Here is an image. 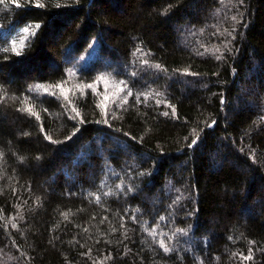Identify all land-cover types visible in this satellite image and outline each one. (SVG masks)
<instances>
[{
    "label": "trees",
    "instance_id": "obj_1",
    "mask_svg": "<svg viewBox=\"0 0 264 264\" xmlns=\"http://www.w3.org/2000/svg\"><path fill=\"white\" fill-rule=\"evenodd\" d=\"M19 3H0V264H264V0ZM103 74L129 87L107 115Z\"/></svg>",
    "mask_w": 264,
    "mask_h": 264
},
{
    "label": "rangeland",
    "instance_id": "obj_2",
    "mask_svg": "<svg viewBox=\"0 0 264 264\" xmlns=\"http://www.w3.org/2000/svg\"><path fill=\"white\" fill-rule=\"evenodd\" d=\"M102 77L104 79H101ZM100 82V87L102 88L101 90H99L100 87H97L98 83L94 84L93 86L95 87H93L92 89L95 91V94L99 101V107L103 109L102 111L105 114L106 108L111 105L110 102L116 101L117 104L120 103L124 95V93L121 91H123L124 89L129 90V87L124 84V81H120L119 77L110 74H103L102 76H100ZM117 86L122 90L118 91ZM105 97H107L108 99L105 100Z\"/></svg>",
    "mask_w": 264,
    "mask_h": 264
},
{
    "label": "snow or ice",
    "instance_id": "obj_3",
    "mask_svg": "<svg viewBox=\"0 0 264 264\" xmlns=\"http://www.w3.org/2000/svg\"><path fill=\"white\" fill-rule=\"evenodd\" d=\"M3 2H4V0H0V3H3ZM11 2H12L13 4H15L17 7H20V6H21L20 3H19V0H11ZM38 6H40V5H38ZM35 28H39V24L35 25ZM24 32H25V34H27V33H28V29L25 28V29H24ZM23 47H24V42H23V40H21V42H20L19 45H17L16 42L13 41V42H12V48H11V50H12L16 55H20V54H21V50L23 49ZM0 50L7 51V49H0ZM145 63H147V62L145 61ZM101 79H104V78L102 77ZM57 87H61V86H60V85H57ZM87 87L91 88L92 85H88ZM43 90H44L45 92H48V89H47V88H45V89H43ZM117 90H118V91H121L122 89H119V87L117 86ZM62 91L64 92L65 98H67V90H63V89H62ZM128 94L131 95L130 92H129ZM107 99H108V98L105 97V100H107ZM105 107H106V106H105ZM25 111H28L29 113H32L33 115H35V113L32 112V108H31V106L27 107V108L25 109ZM173 112H174V109H173ZM77 115H79V113H77ZM105 115H107V111H105ZM106 122H107V121L105 120V123H106ZM192 143L195 144V143H196V140H193ZM190 146H191V145H190ZM161 246L164 248V250H165L166 252H167V251H170V249L164 244L163 241H161ZM249 258H250V257H245V259H249Z\"/></svg>",
    "mask_w": 264,
    "mask_h": 264
}]
</instances>
